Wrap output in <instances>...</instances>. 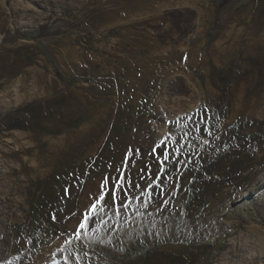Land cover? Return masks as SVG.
Listing matches in <instances>:
<instances>
[{"label":"rangeland","instance_id":"rangeland-1","mask_svg":"<svg viewBox=\"0 0 264 264\" xmlns=\"http://www.w3.org/2000/svg\"><path fill=\"white\" fill-rule=\"evenodd\" d=\"M0 192V264H264V0H0Z\"/></svg>","mask_w":264,"mask_h":264},{"label":"snow or ice","instance_id":"snow-or-ice-1","mask_svg":"<svg viewBox=\"0 0 264 264\" xmlns=\"http://www.w3.org/2000/svg\"><path fill=\"white\" fill-rule=\"evenodd\" d=\"M164 159L165 160L167 159V154H165ZM162 170L163 169H161V171ZM123 183H124V178H123V176H121L120 180L117 182V184L115 186V191L122 192V197H121V200H120V204L124 208H127L128 205L126 203H124V199L127 198L128 193H127V191H124V189H123ZM135 187H139V185H136ZM149 187H151V186H149ZM137 198H139V197H137ZM102 202H105V196H104V194H101L99 196L98 200L95 203H93L90 206V208L85 212V215H84V218H83V222H80L78 229L75 230L77 232V235L79 234V231L80 230L85 229L87 227V224L90 221V218H91L92 214L97 211L98 205H101ZM114 203H116L115 193H113V196L111 197V200L109 202H105L104 203V206L111 207L112 204H114ZM101 210H102V208H101Z\"/></svg>","mask_w":264,"mask_h":264},{"label":"bare ground","instance_id":"bare-ground-1","mask_svg":"<svg viewBox=\"0 0 264 264\" xmlns=\"http://www.w3.org/2000/svg\"><path fill=\"white\" fill-rule=\"evenodd\" d=\"M0 194H1V192H0ZM4 215V214H3ZM9 215V214H8ZM0 216H1V213H0ZM0 221H1V218H0ZM2 222V221H1ZM1 230V229H0ZM1 238H4V236L2 235V234H0V240L2 241V239ZM2 246L0 245V258L2 259L3 258V251H2ZM2 263V262H1Z\"/></svg>","mask_w":264,"mask_h":264}]
</instances>
